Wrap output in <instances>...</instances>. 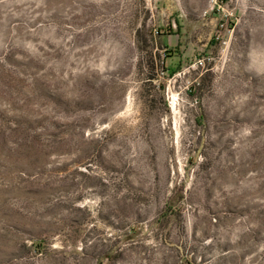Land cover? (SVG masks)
Wrapping results in <instances>:
<instances>
[{"label": "rangeland", "instance_id": "1", "mask_svg": "<svg viewBox=\"0 0 264 264\" xmlns=\"http://www.w3.org/2000/svg\"><path fill=\"white\" fill-rule=\"evenodd\" d=\"M0 264H264V0H0Z\"/></svg>", "mask_w": 264, "mask_h": 264}, {"label": "crops", "instance_id": "2", "mask_svg": "<svg viewBox=\"0 0 264 264\" xmlns=\"http://www.w3.org/2000/svg\"><path fill=\"white\" fill-rule=\"evenodd\" d=\"M205 3H206V0H196L197 6L201 4L205 5ZM176 11H180L179 6L176 7Z\"/></svg>", "mask_w": 264, "mask_h": 264}, {"label": "built area", "instance_id": "3", "mask_svg": "<svg viewBox=\"0 0 264 264\" xmlns=\"http://www.w3.org/2000/svg\"><path fill=\"white\" fill-rule=\"evenodd\" d=\"M219 28L222 29V28H223V24H220V25H219ZM215 38H216V39L219 38V33H217V36H215Z\"/></svg>", "mask_w": 264, "mask_h": 264}, {"label": "trees", "instance_id": "4", "mask_svg": "<svg viewBox=\"0 0 264 264\" xmlns=\"http://www.w3.org/2000/svg\"><path fill=\"white\" fill-rule=\"evenodd\" d=\"M220 4L224 1L225 2V0H217Z\"/></svg>", "mask_w": 264, "mask_h": 264}]
</instances>
